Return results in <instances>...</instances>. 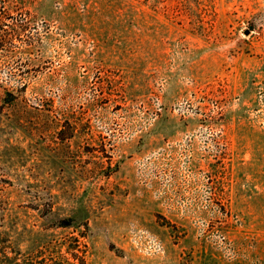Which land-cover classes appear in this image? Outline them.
<instances>
[{
	"label": "rangeland",
	"instance_id": "1",
	"mask_svg": "<svg viewBox=\"0 0 264 264\" xmlns=\"http://www.w3.org/2000/svg\"><path fill=\"white\" fill-rule=\"evenodd\" d=\"M0 264H264V0H0Z\"/></svg>",
	"mask_w": 264,
	"mask_h": 264
},
{
	"label": "water",
	"instance_id": "2",
	"mask_svg": "<svg viewBox=\"0 0 264 264\" xmlns=\"http://www.w3.org/2000/svg\"><path fill=\"white\" fill-rule=\"evenodd\" d=\"M247 33H248V32H247ZM247 33H246V34H247Z\"/></svg>",
	"mask_w": 264,
	"mask_h": 264
}]
</instances>
